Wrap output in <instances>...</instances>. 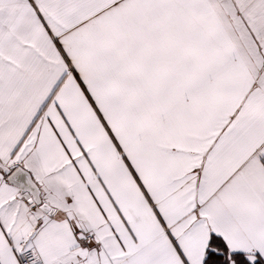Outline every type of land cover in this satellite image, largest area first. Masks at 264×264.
I'll return each mask as SVG.
<instances>
[{"label": "snow or ice", "instance_id": "6c2138e0", "mask_svg": "<svg viewBox=\"0 0 264 264\" xmlns=\"http://www.w3.org/2000/svg\"><path fill=\"white\" fill-rule=\"evenodd\" d=\"M0 264H264V0H0Z\"/></svg>", "mask_w": 264, "mask_h": 264}]
</instances>
